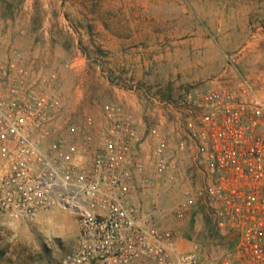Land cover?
Segmentation results:
<instances>
[{
	"label": "built area",
	"instance_id": "2783aa9c",
	"mask_svg": "<svg viewBox=\"0 0 264 264\" xmlns=\"http://www.w3.org/2000/svg\"><path fill=\"white\" fill-rule=\"evenodd\" d=\"M260 59L248 74L231 61L223 78L156 100L170 114L146 135L117 103L73 114L63 67L48 68L37 52L0 55V214L34 219L77 196L85 232L60 264H264V49ZM189 169L200 182L184 184L174 219L206 212L211 251L180 247L178 228L158 227L146 209Z\"/></svg>",
	"mask_w": 264,
	"mask_h": 264
},
{
	"label": "rangeland",
	"instance_id": "374dc122",
	"mask_svg": "<svg viewBox=\"0 0 264 264\" xmlns=\"http://www.w3.org/2000/svg\"><path fill=\"white\" fill-rule=\"evenodd\" d=\"M263 24L264 0H0V55L37 52L48 68L63 67L73 114L125 104L147 135L170 114L156 100L173 102L190 86L223 78L231 61L243 74L257 69ZM199 182L190 169L184 181L166 180L149 207L158 227L190 233L211 251L217 236L206 212L196 213V230L194 221L183 230L174 219L184 184ZM59 209L25 220L0 214V264H60L85 227Z\"/></svg>",
	"mask_w": 264,
	"mask_h": 264
},
{
	"label": "crops",
	"instance_id": "0c3cea01",
	"mask_svg": "<svg viewBox=\"0 0 264 264\" xmlns=\"http://www.w3.org/2000/svg\"><path fill=\"white\" fill-rule=\"evenodd\" d=\"M261 56H260V58H261ZM122 105H123V107L125 109L126 108V105L125 104H122ZM135 116L137 117L139 129L141 131H143L144 130V127H143L142 117L141 116L138 117L137 115H135ZM146 209L149 211L148 213L149 214H152V216H153V213L151 211V208L150 207H146ZM153 220H154V218H153ZM153 222H154V224H156L155 221H153ZM192 222L195 224L194 225V228L196 230L197 229L196 228L197 227V225H196V222L197 221H195V220H186L185 222H182V223L178 224V226H181L183 228V230H184V229L189 228V224H191ZM194 241H195V239H194V237L190 233H188V234L183 233V234H181V238H180V242H179L180 244L179 245H180V247H189L190 244H191V242H194ZM205 249L208 250L207 248H205ZM131 264H157V263L152 258L142 257V258L134 261Z\"/></svg>",
	"mask_w": 264,
	"mask_h": 264
},
{
	"label": "bare ground",
	"instance_id": "6f19581e",
	"mask_svg": "<svg viewBox=\"0 0 264 264\" xmlns=\"http://www.w3.org/2000/svg\"><path fill=\"white\" fill-rule=\"evenodd\" d=\"M62 209H65V210H68V211H71V213L73 215H76V212H79V213H82L83 214V224L86 223V212H85V206L84 204L80 201V199L75 196L74 197V200H71L70 204L69 205H66V206H63V207H60L59 210L62 211ZM64 211V210H63ZM64 213V214H63ZM63 216H64V220H67L68 221V217H69V214L67 211L63 212ZM36 218V217H35ZM63 221V220H62ZM65 223V221H64Z\"/></svg>",
	"mask_w": 264,
	"mask_h": 264
}]
</instances>
